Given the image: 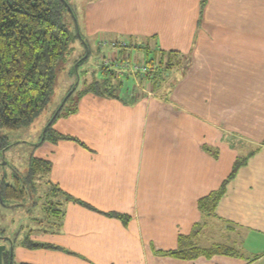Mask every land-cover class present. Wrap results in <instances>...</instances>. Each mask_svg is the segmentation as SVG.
Returning a JSON list of instances; mask_svg holds the SVG:
<instances>
[{
    "label": "crops",
    "instance_id": "obj_1",
    "mask_svg": "<svg viewBox=\"0 0 264 264\" xmlns=\"http://www.w3.org/2000/svg\"><path fill=\"white\" fill-rule=\"evenodd\" d=\"M83 29L87 37L108 36L97 47L117 68L140 69L146 46L190 63L183 75L170 72L168 97L140 69L121 77L133 78L123 95H138L76 99V111L52 125L76 140H43L51 116L36 142L32 127L25 139L33 158L50 163L46 184L62 215L46 214L48 227L27 237L58 249L26 248L2 226L12 243L0 245L25 264H264V147L226 185L202 236L235 256L185 261L155 253L177 247L178 236L202 221L197 201L264 140V0H95Z\"/></svg>",
    "mask_w": 264,
    "mask_h": 264
},
{
    "label": "trees",
    "instance_id": "obj_2",
    "mask_svg": "<svg viewBox=\"0 0 264 264\" xmlns=\"http://www.w3.org/2000/svg\"><path fill=\"white\" fill-rule=\"evenodd\" d=\"M68 17L72 21L68 22ZM75 13L66 0H0V128L5 131H17L29 126L45 110L55 82V70L61 60L72 52L73 43L81 39L86 46L78 28ZM145 50L144 67L148 70L146 80H165V73L175 67L181 68L183 75L189 66V57L181 56L170 58V52ZM88 52V51H87ZM153 55L149 58V55ZM79 57L77 66L83 59ZM166 57V60H165ZM156 61V65H155ZM76 66V67H77ZM170 70V71H169ZM77 72V70H75ZM99 77L83 82L79 80L70 88L60 110L55 117L46 125L43 140L53 142L58 140H76L75 138L60 135L52 129V125L61 115H68L76 111L74 102L87 93L105 95L109 97L133 96V92L126 95L117 93L114 88H123V73L112 71L110 67L102 65L99 69ZM127 77V75H125ZM169 76V75H168ZM154 85V84H153ZM156 87V85H154ZM39 143L33 144L37 146ZM10 143L6 136H0V151L5 150ZM261 147L264 140L259 143L256 150L245 157H237L230 173L221 183L218 189L211 191L197 201V209L201 213L202 221L193 225L187 235H179L177 247L168 251H155L156 254L178 260L194 261L199 257L206 259L216 255L235 256L234 248L210 242L206 245L205 229L207 221L213 217L214 210L225 192L226 185L235 177L240 167L244 166L247 159ZM208 150V148H205ZM1 158V154H0ZM50 170V163L45 160L32 158L29 169L24 178L12 177L9 182L5 176L0 180V202L2 204L25 201L31 190L29 184L46 178ZM36 182V183H37ZM47 182V180H46ZM56 190H58L56 188ZM59 191V190H58ZM65 201L73 200L69 195H64ZM52 217L62 215L54 205L49 208ZM204 236V238L202 237ZM12 241L5 238L0 230V240ZM26 248H49L58 249L49 244L35 243L29 238L21 241ZM209 244V243H208ZM10 247L1 253L2 264H25L18 263L12 257Z\"/></svg>",
    "mask_w": 264,
    "mask_h": 264
},
{
    "label": "rangeland",
    "instance_id": "obj_3",
    "mask_svg": "<svg viewBox=\"0 0 264 264\" xmlns=\"http://www.w3.org/2000/svg\"><path fill=\"white\" fill-rule=\"evenodd\" d=\"M66 1L72 7L75 13L77 24L79 25L78 28L83 40L86 42L88 52L86 51V46L81 39H77L73 43L74 49L72 50V52L67 54L63 60H61L55 70V82L53 86V93L51 95L49 103L45 110L33 121L32 125L23 127L19 131L11 132L5 131L0 128V136H6L8 142L10 143V146H8L5 150L0 151V180L3 176H5L6 179L11 182L12 177L14 176H17L19 178H24L26 176L30 161L33 158L31 154L32 148L29 146V144L31 143L28 142L27 139H25L28 135H30L28 134V131L32 129V127H36L38 129V133H35V136H32V140L33 142H36L41 139L42 133L45 128L43 125L46 124L50 116L52 118V115L54 114L53 112H56L59 109L70 88L78 80L79 82H83L86 79V81H88L93 77H99V69L104 64L110 65V69L115 67L117 71L122 73V71L118 70L117 68L118 63L116 62L117 60L115 61V57L110 54L108 55L106 52V48L97 47V43L102 46H107L110 43V41L108 43V36L103 33H98L93 37H87L84 33L83 25L85 24L86 14L89 11V4L95 0ZM70 21L72 20L70 17H68V22ZM103 43H105V45H103ZM110 47L113 48L112 45ZM85 56H87L86 59H83L79 66H77V63H75V61H78L79 57L84 58ZM152 57V54L149 55V58ZM140 60V62H143L145 59L142 60L140 58ZM109 61H111L110 64H108ZM114 61L116 62L115 65H113ZM98 66H100L99 69ZM75 70H77V72ZM165 75V80L160 82L157 81V78H155L152 80V82L154 85H156L155 90L158 92V94L168 97L169 89L173 81H171V77L168 71L165 73ZM128 79L133 78L130 76ZM128 79L123 81L124 83L122 90L128 85ZM132 84L133 83H131V85H128V87L131 88ZM139 84L140 86H143L142 83ZM158 87H160V89H158ZM114 91L117 93L121 92L119 88H114ZM138 91L139 92L136 91L135 93H131L130 95H138L142 93L140 89H138ZM35 122L37 124H34ZM40 126H42V129H40ZM36 182L37 181H34V183L29 184L31 188V190L29 191V195L25 201L19 204L20 206L18 208L13 210L0 208V226L5 228V231L7 232H11L12 230V233L15 232V234H19L17 237L19 240L27 238L29 230L34 229L35 227H43V225H46V227H48V225L50 224L46 222V214H48V212L50 211L49 208L51 207V205H55V196L53 195L54 193H52V191L48 188L46 184V178H39V181L37 183ZM44 208L45 211L48 210V212H45ZM14 210H16V212ZM41 210H43V213ZM38 216L40 222H36L37 224H35L34 221L38 220ZM49 216L52 220L53 217L51 212L49 213ZM17 217L18 221H15ZM204 244H208V242ZM210 244L211 243H209V245Z\"/></svg>",
    "mask_w": 264,
    "mask_h": 264
},
{
    "label": "built area",
    "instance_id": "obj_4",
    "mask_svg": "<svg viewBox=\"0 0 264 264\" xmlns=\"http://www.w3.org/2000/svg\"><path fill=\"white\" fill-rule=\"evenodd\" d=\"M103 45H105V43H103ZM124 45H125V43L122 42V46H124ZM110 63H111V61L108 62V64H110ZM104 66L111 67L110 65H106V64H104ZM140 69H141L142 72L148 73V70L144 67V65H142V67ZM140 69H138L135 65L133 66V65H130V64L121 65L118 68V70L122 71V73H124V74L126 73V71L134 72V71H139Z\"/></svg>",
    "mask_w": 264,
    "mask_h": 264
},
{
    "label": "water",
    "instance_id": "obj_5",
    "mask_svg": "<svg viewBox=\"0 0 264 264\" xmlns=\"http://www.w3.org/2000/svg\"><path fill=\"white\" fill-rule=\"evenodd\" d=\"M65 98H66V97H65ZM65 98H64V100H65ZM64 100H63V102H64ZM63 102L61 103L59 109L54 113V115L52 116L51 120L55 117L56 113L60 110V108H61ZM51 120H50V121H51ZM50 121H49V122H50ZM4 249H5V245H0V264H2L1 253H2V251H3ZM9 250H10V252H12V247H11V246H10V249H9Z\"/></svg>",
    "mask_w": 264,
    "mask_h": 264
}]
</instances>
